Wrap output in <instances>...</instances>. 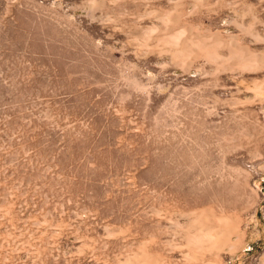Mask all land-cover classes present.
I'll return each instance as SVG.
<instances>
[{
  "label": "rangeland",
  "instance_id": "1",
  "mask_svg": "<svg viewBox=\"0 0 264 264\" xmlns=\"http://www.w3.org/2000/svg\"><path fill=\"white\" fill-rule=\"evenodd\" d=\"M208 207L243 216L233 252L190 251ZM263 253L264 0H0V264Z\"/></svg>",
  "mask_w": 264,
  "mask_h": 264
},
{
  "label": "bare ground",
  "instance_id": "2",
  "mask_svg": "<svg viewBox=\"0 0 264 264\" xmlns=\"http://www.w3.org/2000/svg\"><path fill=\"white\" fill-rule=\"evenodd\" d=\"M182 32H183L182 29H180V31H178L176 33H171V32L166 31L165 35L167 37L164 38L166 43L168 44L167 46L170 47L169 49L174 54V56L175 57H181V58H183L182 56L189 54V52H188V50L190 48L189 46H191L192 44L194 45L195 41L198 40V39L188 40V38L181 35ZM168 34H169V37H168ZM197 42H196V44H197ZM197 45H199V44H197ZM205 45L207 46L206 43H205ZM205 45H201L202 47L198 46V48H203V47H205ZM195 46H193V47H195ZM192 50H193V48L190 49L189 51H192ZM208 51H209V49H208ZM242 57H244V56H242ZM207 58H209V57H207ZM260 61H261V59H260ZM245 62H247V61L245 60ZM260 198H261V196H258V199H260ZM205 209L206 210L201 209L202 210V212L200 213L201 215L196 214V216H195L194 211L191 212L192 215H194L193 217L190 216L191 214L187 215L189 217V219H188L189 220V223H188L189 228L187 230L186 229L185 230H186V236H187L188 241L186 239L185 240H186V243L188 242L187 244L190 245V247H191V249L188 247L190 249V251L192 253H194V255L195 254L197 255V253L199 255H202L205 253L202 251L207 250L209 255L211 254L212 258H213V254L214 255L216 254L218 256L223 248H227V250L229 252H233L234 250H236V248L242 244L243 239H244V235H245V230L242 227L243 216L241 218L238 215L239 213L236 212L237 213L236 214V213L227 211L223 208L220 209V207H219V210H214L213 208H209V207L205 208ZM194 210H196V209H194ZM186 236H184V237L186 238ZM195 252H197V253H195ZM231 254H233V253H231ZM190 256H193V255H190ZM215 256H214V258H215ZM194 258H195V256H194ZM198 258H202V257L200 256ZM261 263L264 264V253L261 257Z\"/></svg>",
  "mask_w": 264,
  "mask_h": 264
}]
</instances>
